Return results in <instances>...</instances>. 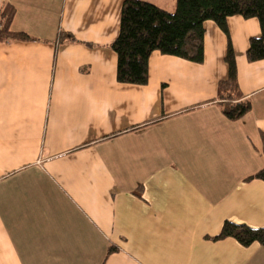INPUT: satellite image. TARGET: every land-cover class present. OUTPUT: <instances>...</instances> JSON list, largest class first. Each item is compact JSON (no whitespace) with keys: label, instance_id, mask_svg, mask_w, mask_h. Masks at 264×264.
<instances>
[{"label":"crops","instance_id":"0c3cea01","mask_svg":"<svg viewBox=\"0 0 264 264\" xmlns=\"http://www.w3.org/2000/svg\"><path fill=\"white\" fill-rule=\"evenodd\" d=\"M125 0H0V264H264V60L257 19L205 24L203 64L154 52L144 86L119 83L111 44ZM169 13L177 0H141ZM231 44L252 111L231 122L218 85ZM110 248L116 251L109 254Z\"/></svg>","mask_w":264,"mask_h":264},{"label":"trees","instance_id":"16d2710c","mask_svg":"<svg viewBox=\"0 0 264 264\" xmlns=\"http://www.w3.org/2000/svg\"><path fill=\"white\" fill-rule=\"evenodd\" d=\"M15 8L0 6V43L29 42L32 38L23 32H14L12 22ZM242 17L257 19L261 36L252 38L246 52L248 62L264 60V0H177L176 11L169 13L141 0H125L121 12L120 32L111 44L117 54V80L128 85L144 86L148 83V62L154 52L193 64L205 60V24L214 22L229 37L228 19ZM225 62L228 77L218 85L217 99L222 114L231 122L240 121L252 111V103L245 99L238 81V67L231 44ZM264 182V168L246 181ZM207 240L234 239L242 247L259 244L264 248V228L224 223L222 231ZM116 251L110 248L109 254Z\"/></svg>","mask_w":264,"mask_h":264}]
</instances>
